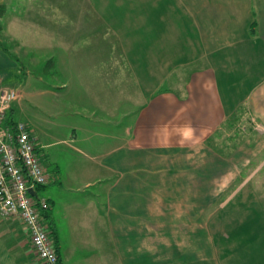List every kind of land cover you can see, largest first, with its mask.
Listing matches in <instances>:
<instances>
[{
    "label": "rangeland",
    "instance_id": "obj_1",
    "mask_svg": "<svg viewBox=\"0 0 264 264\" xmlns=\"http://www.w3.org/2000/svg\"><path fill=\"white\" fill-rule=\"evenodd\" d=\"M169 1L7 0L0 40L11 52L1 44L0 48L13 64L0 67V88L14 87L22 94L13 117L31 125L43 166L51 178L55 174L61 178L38 187V195L51 204L50 215L43 219L52 238L57 241L58 236L64 253L66 248L73 257L81 253L76 261L87 252L97 256L93 246L102 250L104 242L110 245L107 221L101 227L98 221L83 226V216L92 217L93 207L107 205L103 154L127 139L145 99L156 88L171 86L156 72L151 52L162 45L168 53L177 52L175 38L171 40L172 33L166 31L174 28L171 21L183 18L171 12ZM17 14L26 19L13 23ZM141 31L143 35L136 36ZM184 33L177 45L179 58L190 45ZM239 119H232L234 128L223 126L222 140L215 135L211 149L241 153L244 161L235 168H242L243 184L239 179L219 180L227 182L226 189L211 196L204 213L208 227L199 228L207 231L210 239L205 237L204 242L213 255L207 261L196 259V264H264V136L257 137L261 123L246 114ZM90 179L93 184L85 185ZM7 243L13 246L14 240ZM17 252L18 257L5 264H32L36 257L22 249ZM113 257L111 264H117L116 251ZM75 259H68V264Z\"/></svg>",
    "mask_w": 264,
    "mask_h": 264
},
{
    "label": "crops",
    "instance_id": "obj_2",
    "mask_svg": "<svg viewBox=\"0 0 264 264\" xmlns=\"http://www.w3.org/2000/svg\"><path fill=\"white\" fill-rule=\"evenodd\" d=\"M3 3L7 0H0ZM169 8L183 18L182 22L171 21L174 28L166 31L172 33L171 40L175 38L177 52L168 53L163 45L153 46L151 52L156 72L161 79H169L171 86L156 88L145 99L127 139L103 154L107 205L93 207L92 217L82 218L83 226L98 221L101 227L107 221L110 245L104 242L102 250L93 246L94 252L99 251L97 256L87 252L82 261H76L81 253L73 257L69 248L64 253L59 241L60 264H68L71 258H76L72 264H111L114 251L117 264L210 260L213 252L204 242L210 238L206 230L199 229L209 224L204 213L210 208L211 196L226 189L227 182L219 180L239 179V185L243 184L242 168L236 171L235 167L244 161L239 151L230 155L213 151L212 138L216 135L220 142L223 126L234 128L232 119L238 121L244 114L262 124L257 137L264 136V0H171ZM24 18L17 14L12 20L16 23ZM183 33L190 45L185 57L179 58L177 45ZM136 34L143 35V31ZM130 47L125 46L126 51ZM2 49L0 67L13 64ZM185 125L195 130L189 141H182L179 134ZM54 177L51 183L61 180L59 174ZM91 184V179L85 182ZM22 226L18 219L0 217V251L5 253L1 252L0 264L18 257L19 249L27 255L32 252ZM8 239L14 240L13 246L6 244ZM35 259L31 263L40 264Z\"/></svg>",
    "mask_w": 264,
    "mask_h": 264
},
{
    "label": "built area",
    "instance_id": "obj_3",
    "mask_svg": "<svg viewBox=\"0 0 264 264\" xmlns=\"http://www.w3.org/2000/svg\"><path fill=\"white\" fill-rule=\"evenodd\" d=\"M21 96L14 87L0 88V216L20 220L36 254L46 264H56L58 255L42 214L48 200L30 192L50 180L40 160L37 136L25 121H15L14 126L6 121L12 102Z\"/></svg>",
    "mask_w": 264,
    "mask_h": 264
},
{
    "label": "trees",
    "instance_id": "obj_4",
    "mask_svg": "<svg viewBox=\"0 0 264 264\" xmlns=\"http://www.w3.org/2000/svg\"><path fill=\"white\" fill-rule=\"evenodd\" d=\"M5 9H6V4L5 3L0 4V31L2 30V27H3L2 26V22H1V17L4 15ZM0 44L4 47L5 50H8L9 52H11L10 49H9V47L4 42H2L1 40H0ZM15 103H16V101H13L12 102L11 107L9 108V110L7 112V118H6L7 123L9 125H13V126L15 124V121H18V120H15V118L13 117L14 116L13 113H14V108H15L14 107V104ZM41 186H43V185H41ZM41 186H38V187H41ZM38 187H37V191H38ZM48 203H49V205H48V208L47 209H50L51 208V204H50L49 201H48ZM47 209H43V212H42L45 215V217H48L50 215L49 214L50 212L48 213ZM51 233H52V230H51ZM55 242H56V248L58 250L57 252H58V254L60 256V253H59V245H58V243H59L58 236H57V241H55ZM59 260H60V263H61V259H59Z\"/></svg>",
    "mask_w": 264,
    "mask_h": 264
},
{
    "label": "clouds",
    "instance_id": "obj_5",
    "mask_svg": "<svg viewBox=\"0 0 264 264\" xmlns=\"http://www.w3.org/2000/svg\"><path fill=\"white\" fill-rule=\"evenodd\" d=\"M179 134L182 138V141H189L193 139L195 130L190 125H185Z\"/></svg>",
    "mask_w": 264,
    "mask_h": 264
},
{
    "label": "water",
    "instance_id": "obj_6",
    "mask_svg": "<svg viewBox=\"0 0 264 264\" xmlns=\"http://www.w3.org/2000/svg\"><path fill=\"white\" fill-rule=\"evenodd\" d=\"M30 192H31L33 195H36L35 191H34L32 188H30Z\"/></svg>",
    "mask_w": 264,
    "mask_h": 264
},
{
    "label": "bare ground",
    "instance_id": "obj_7",
    "mask_svg": "<svg viewBox=\"0 0 264 264\" xmlns=\"http://www.w3.org/2000/svg\"><path fill=\"white\" fill-rule=\"evenodd\" d=\"M42 212H43V210H42ZM26 233V232H25ZM26 235H27V233H26ZM28 238V237H27ZM29 239V238H28Z\"/></svg>",
    "mask_w": 264,
    "mask_h": 264
}]
</instances>
